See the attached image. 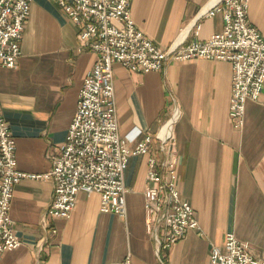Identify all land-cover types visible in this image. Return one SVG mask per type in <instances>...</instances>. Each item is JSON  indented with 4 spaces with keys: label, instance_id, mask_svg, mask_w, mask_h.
Instances as JSON below:
<instances>
[{
    "label": "crops",
    "instance_id": "1",
    "mask_svg": "<svg viewBox=\"0 0 264 264\" xmlns=\"http://www.w3.org/2000/svg\"><path fill=\"white\" fill-rule=\"evenodd\" d=\"M210 1L130 0V6L137 25L165 48L184 33L192 41L223 29L222 13L201 15ZM248 17L264 35V0H251ZM78 32L56 1L32 0L17 64H0L2 110L23 170L49 171L64 147L80 87L98 57L80 48ZM113 69L121 135L155 132L175 104L180 108L176 182L200 226L169 246L156 242L146 228L147 154H137L125 172V216L103 211L97 190L80 191L70 217L51 215L53 181L23 177L11 206L22 243L5 251L0 264H115L127 253L133 264H211L213 245L224 246L229 231L264 257V88L258 99L247 100L244 124L236 126L229 114V60H170L148 71L115 61ZM158 143L153 140V152L160 154Z\"/></svg>",
    "mask_w": 264,
    "mask_h": 264
},
{
    "label": "built area",
    "instance_id": "2",
    "mask_svg": "<svg viewBox=\"0 0 264 264\" xmlns=\"http://www.w3.org/2000/svg\"><path fill=\"white\" fill-rule=\"evenodd\" d=\"M79 27L81 49L98 57L84 78L64 147L53 155L52 167L35 173L19 167L16 140L0 98V257L21 245L11 216L14 187L23 177L53 181L47 212L70 217L82 190L101 193V209L127 214L125 172L133 155L147 154L146 228L159 245L169 246L189 229L200 226L191 201L176 182L177 147L174 125L180 117L175 104L155 132L138 129L121 135L117 115L113 63L142 71L163 69L170 60L197 57L231 61L233 81L229 114L236 126L245 121L248 99L264 88V35L248 17L251 0H211L201 15L222 13L224 26L205 39L188 41V33L168 47L157 46L133 17L130 0H54ZM32 0H0V64L13 67L21 54V39ZM157 139L158 151L153 144ZM134 142V144H131ZM56 231V229H54ZM40 252V249L36 252ZM211 264H264L249 250V242L229 231L224 246L213 245ZM115 264H133L127 253Z\"/></svg>",
    "mask_w": 264,
    "mask_h": 264
}]
</instances>
